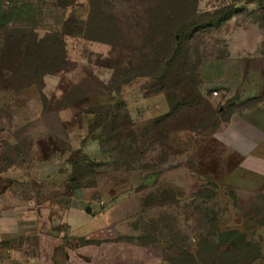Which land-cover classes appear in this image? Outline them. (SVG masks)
<instances>
[{"label": "rangeland", "instance_id": "obj_1", "mask_svg": "<svg viewBox=\"0 0 264 264\" xmlns=\"http://www.w3.org/2000/svg\"><path fill=\"white\" fill-rule=\"evenodd\" d=\"M4 87L45 114L0 131V205H19L34 138L76 149L93 122L104 157L25 181L46 209L0 264H264V166L247 159L264 154V0H0Z\"/></svg>", "mask_w": 264, "mask_h": 264}, {"label": "crops", "instance_id": "obj_2", "mask_svg": "<svg viewBox=\"0 0 264 264\" xmlns=\"http://www.w3.org/2000/svg\"><path fill=\"white\" fill-rule=\"evenodd\" d=\"M6 89L0 90V131L4 124H7L10 119H14V113L32 109V112H36V115L31 118V123H39L40 114H45L44 106L39 105H9L7 102H1L2 92ZM202 93V91H201ZM40 92L37 91V98H39ZM19 99V93L16 94ZM90 98V97H89ZM120 96L118 95V99ZM92 103H97L96 97H92ZM91 101V98L89 99ZM166 109L168 105L164 98ZM89 118L87 117V122ZM27 123H30L28 120ZM65 137H67L65 135ZM67 138H56L53 135L48 134L43 138H34L23 158L19 160V205L15 207V211L11 210L9 205H0V253L6 254L8 257L14 252V244L19 241L20 236L28 235L32 232L31 226L37 228L41 223V217L39 210L46 209L45 204L34 202L31 197L25 199L20 192L24 183L30 179L45 180V179H58L64 175L67 171H72L71 159L73 156H78L81 159V163L88 164L95 162H102L104 153L98 140L92 138L88 131L86 135L80 140V145L73 149L69 147ZM66 154V155H65ZM25 159V161H23ZM247 159L252 161L255 165L264 166V154L259 151H253L247 156ZM26 181V182H25ZM11 210V211H10ZM39 211V212H38ZM9 225V226H7ZM26 226V227H25ZM6 244L8 247L6 248Z\"/></svg>", "mask_w": 264, "mask_h": 264}, {"label": "trees", "instance_id": "obj_3", "mask_svg": "<svg viewBox=\"0 0 264 264\" xmlns=\"http://www.w3.org/2000/svg\"><path fill=\"white\" fill-rule=\"evenodd\" d=\"M258 6H260V3H258ZM230 14H228L227 16L230 18L231 17V15L229 16ZM227 16H224V18H222V20L223 19H225V17H227ZM26 63V62H25ZM24 63V64H25ZM4 71H5V75H7V71H9L8 69H4ZM10 72V71H9ZM49 74H51V73H49ZM33 85L32 84H30V86L29 87H32ZM28 87V88H29ZM6 88H8V87H4L3 89H6ZM39 91V90H38ZM118 93L117 92H114V93H112V94H110V95H108V94H98V95H96V96H94V97H96V99H97V103H94V105H96V106H98V107H106V108H108V109H110V107H112L113 108V106L112 105H114L115 103H116V100L118 99ZM201 96L199 95V93L198 92H196V99L198 98H200ZM164 98H165V100H166V103H167V105H168V108H169V110H170V112L172 111V105H171V103H170V101L168 100V96H164ZM90 98H88L87 99V101L84 103L85 105L86 104H88V101H90L89 100ZM197 99V100H198ZM111 108V110H113ZM45 109V108H44ZM212 114H213V112H212ZM111 120H112V123L116 120V116H112V118H111ZM92 124H91V126H90V128H89V130H88V132H89V135L92 137V138H94V139H96V140H98L99 141V143H100V145H101V143H103V138L101 137V136H98V137H93L92 136V134H93V132L95 131V127H94V125H93V122H91ZM93 125V126H92ZM113 125L114 124H111V128L113 127ZM97 128H102V126H96ZM118 146V144H116V147ZM77 158H72L71 159V165H72V167H73V165H74V162H80L81 163V159H80V157H78V156H76ZM111 160L112 161H116L115 159H114V157H112L111 158Z\"/></svg>", "mask_w": 264, "mask_h": 264}, {"label": "built area", "instance_id": "obj_4", "mask_svg": "<svg viewBox=\"0 0 264 264\" xmlns=\"http://www.w3.org/2000/svg\"><path fill=\"white\" fill-rule=\"evenodd\" d=\"M216 94H217V92H216V91H214V92L212 93V95H213V96H215Z\"/></svg>", "mask_w": 264, "mask_h": 264}, {"label": "water", "instance_id": "obj_5", "mask_svg": "<svg viewBox=\"0 0 264 264\" xmlns=\"http://www.w3.org/2000/svg\"><path fill=\"white\" fill-rule=\"evenodd\" d=\"M76 193H78V192H76Z\"/></svg>", "mask_w": 264, "mask_h": 264}]
</instances>
